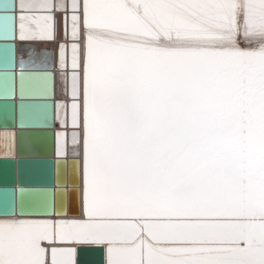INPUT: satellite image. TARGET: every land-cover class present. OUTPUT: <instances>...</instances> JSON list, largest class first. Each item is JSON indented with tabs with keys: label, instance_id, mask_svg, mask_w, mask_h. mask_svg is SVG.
Wrapping results in <instances>:
<instances>
[{
	"label": "snow or ice",
	"instance_id": "6c2138e0",
	"mask_svg": "<svg viewBox=\"0 0 264 264\" xmlns=\"http://www.w3.org/2000/svg\"><path fill=\"white\" fill-rule=\"evenodd\" d=\"M0 30L21 100L54 101L18 127L72 129L0 205V264H264V0H5Z\"/></svg>",
	"mask_w": 264,
	"mask_h": 264
},
{
	"label": "water",
	"instance_id": "95a60500",
	"mask_svg": "<svg viewBox=\"0 0 264 264\" xmlns=\"http://www.w3.org/2000/svg\"><path fill=\"white\" fill-rule=\"evenodd\" d=\"M5 2V1H4ZM18 36V33H17ZM20 43V42H19ZM8 46H11L9 48ZM19 44L13 40H5L0 30V130H15L18 136L17 157L0 158V205L11 200V193L17 186L26 188L51 187L48 181L54 178L55 167V112H51L50 121H45V127H32L21 130L18 127L21 103L54 104L53 100H21L19 96L18 65ZM6 64L8 67L6 68ZM15 74L17 94L15 99L6 96V81L4 73ZM32 70H25L30 72ZM18 98V100H16ZM79 264H104L103 254L99 250H81L78 254Z\"/></svg>",
	"mask_w": 264,
	"mask_h": 264
},
{
	"label": "bare ground",
	"instance_id": "6f19581e",
	"mask_svg": "<svg viewBox=\"0 0 264 264\" xmlns=\"http://www.w3.org/2000/svg\"><path fill=\"white\" fill-rule=\"evenodd\" d=\"M18 31H19V29H18V19H17V22H16V33H18ZM14 44H19L18 39L14 41ZM39 47H41V48H51L52 45H50V44H41V45H39ZM22 55H23V58L24 59H27L28 58L27 55L24 54V53H22L21 49L19 48L18 49V60H17L18 61V63H17L18 65H20V59H21V56ZM25 70H31V69L26 68ZM56 98L57 99L60 98V80H59V78H57V97ZM16 100H18V98H16ZM54 129L56 130V132L66 130L69 133V141H70V139H71V132H72V129L71 128L63 129L61 127L59 121L56 120L55 128ZM69 151L71 152V147H69ZM44 246H47L46 245V242H45V245Z\"/></svg>",
	"mask_w": 264,
	"mask_h": 264
}]
</instances>
